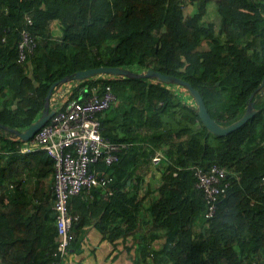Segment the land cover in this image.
<instances>
[{"label":"trees","instance_id":"trees-1","mask_svg":"<svg viewBox=\"0 0 264 264\" xmlns=\"http://www.w3.org/2000/svg\"><path fill=\"white\" fill-rule=\"evenodd\" d=\"M212 3L218 21L209 22L201 12ZM52 21L62 32L56 40ZM26 27L38 45L21 63L18 45ZM101 66L184 79L201 93L211 116L229 126L243 117L264 80V0H0V124L24 131L41 116L53 84ZM73 83L70 99L81 86L99 84L102 93L111 88L118 101L98 115L101 135L130 147L119 163L99 166L115 177V194L106 200L98 189L94 200L76 197L84 205L72 206L79 220L70 250L79 242V227L95 220L102 230L121 220L126 231L140 227L143 202L125 190L142 188L136 170L160 153L163 183L145 208L143 225L165 242L150 250L153 238L141 234L135 264H264V94L254 97L253 118L217 136L202 123L196 104L171 89L175 84L114 76ZM24 145L0 127V264H67L53 256L55 163L45 151L22 153ZM4 156L9 159L2 164ZM214 164L227 169L231 187L206 218L191 167L208 170ZM24 174L36 175L42 187L53 174L52 188L28 200L25 181L11 187Z\"/></svg>","mask_w":264,"mask_h":264},{"label":"built area","instance_id":"built-area-1","mask_svg":"<svg viewBox=\"0 0 264 264\" xmlns=\"http://www.w3.org/2000/svg\"><path fill=\"white\" fill-rule=\"evenodd\" d=\"M26 21L27 27L34 25L30 16L26 17ZM27 27L22 29V39L18 45L21 63L34 55L38 45V36ZM117 101L109 86L104 93L99 84L81 86L78 97L66 99L49 122L20 149L24 154L45 151L55 163L53 210L58 236L54 257L65 259L75 240L73 228L79 217L72 213V199L94 200V191L98 189L106 196L118 190L110 189L115 177L101 171L99 166L100 163L108 167L119 163L121 154L130 146L115 144L104 138L98 116ZM161 158L162 155L157 153L152 160L159 162ZM191 169L195 177V189L202 192L207 204L206 218H211L217 211L220 197L231 187V182L227 180V169L217 164L208 170L199 166Z\"/></svg>","mask_w":264,"mask_h":264},{"label":"crops","instance_id":"crops-1","mask_svg":"<svg viewBox=\"0 0 264 264\" xmlns=\"http://www.w3.org/2000/svg\"><path fill=\"white\" fill-rule=\"evenodd\" d=\"M49 31L51 33L52 40H56L61 37L62 32L58 24V21H52L50 23ZM66 87L65 88L63 87V90L58 95H53L54 97L50 100L51 109L58 110L61 107V105L57 104L54 100L56 96H58L59 98H62L65 101L66 99H68L67 96H68L69 90ZM147 147H148V144L147 143L144 144V149H146ZM6 154H9V153H6ZM156 154H154L153 157ZM5 158L6 159H1L2 164H5L6 161H8L9 159L8 156ZM160 164H161V160L159 162H150V161L144 162L136 170V175L144 179V181H142L144 183L141 186L142 188L141 189L138 188L137 192L131 187L125 190L126 192L127 191L130 192L129 193L130 198H135L134 202H140V201L143 202L144 210H141L138 214V222L141 224V225L139 224L140 225L139 228L136 227L135 230H130V232L126 231L128 227L123 225L122 220L120 221L119 226H117L119 222H116V225L114 226V224H112L113 222L109 221L110 223H108V226L105 230L104 229L102 230L99 225L94 224V222H96L97 220L92 221L87 225H83L79 227V230L83 229L84 233H86L85 235L87 238L93 239L90 250L95 255L96 262H98V264H135L136 260L137 259L139 260V249H140L139 238L141 234L142 235L146 234V236L149 239L153 238L152 239L153 241L150 242L149 244L150 250L160 249L163 246L165 239L162 236H160L161 233L160 235H156V233H154L151 230L150 228L151 226L146 228V226L143 225L144 221L146 220L143 214L145 213V208L149 206V202L151 201V199H154L155 197L158 196L159 188L162 186V183H163L162 175H163L164 169L155 167L156 165H160ZM26 174L21 175L19 177H15L13 181H16V182L11 184V187L13 185L19 184L21 181H25L24 187H26V190L24 191L23 195L26 198H28V200L33 199V196L36 193V191L42 192L44 190L48 192L50 188H52V184H53L52 177L54 176L53 174H51V176H49L46 179L45 187H42V185L39 184V179L37 178L36 175H32L34 178L32 177L28 178L29 175H26ZM158 177L160 178V181H156V183H153L155 178H158ZM137 183L138 181H135V184ZM106 200H108V198ZM106 200H101L100 204L104 205L107 202ZM77 226L78 225H76V227ZM114 231H116V235H115V239L113 240L111 239L112 237L111 235L113 234ZM77 251H78L77 247L74 246L68 254L73 253V257H74ZM74 262H76V264H83L82 261L79 259L75 258L73 262L68 259V264H71V263L73 264Z\"/></svg>","mask_w":264,"mask_h":264},{"label":"water","instance_id":"water-1","mask_svg":"<svg viewBox=\"0 0 264 264\" xmlns=\"http://www.w3.org/2000/svg\"><path fill=\"white\" fill-rule=\"evenodd\" d=\"M104 75L106 76L109 75L114 77H125V78H153L165 84H175L185 87V89L189 92V94L192 96V98L195 101V104L198 109V114L200 116L202 123L205 125V127L208 129L210 133L217 136H227L230 133L242 127L243 125H245L251 118H253L258 113V109L255 107L254 97L258 92L264 94V80H263L260 87L257 90H255L252 96L250 97V103L243 117L229 126H224L219 122H217L211 116L209 110L206 107L205 101L201 93L196 88H194L190 82L185 81L184 79L172 75H166L152 69H148L142 72H134L132 70L125 69L121 66L118 67L101 66V67L87 69L84 71H78L74 73L72 76L64 77L60 81L53 84L47 95L45 102V109L42 112L41 116L36 121H34L30 125V127L25 129L24 131H19L18 129L7 127L2 124H0V127L4 129L6 134L10 135L14 139L19 138L22 141H29L43 126L47 124V122L55 114L56 110L51 109L50 100L54 89L58 85H63L72 81L83 82L92 79L94 77H99Z\"/></svg>","mask_w":264,"mask_h":264},{"label":"rangeland","instance_id":"rangeland-1","mask_svg":"<svg viewBox=\"0 0 264 264\" xmlns=\"http://www.w3.org/2000/svg\"><path fill=\"white\" fill-rule=\"evenodd\" d=\"M216 6L214 5V3L210 4L205 10H203L201 13L204 16V18L206 19V21H218V16L216 13ZM195 10V8L193 9ZM194 11L191 10L190 13H192ZM145 71V70H143ZM102 77H106V75L102 76ZM64 88L66 87L69 91H71L73 89V87H75L74 84H72L71 82L64 84L63 85ZM63 86L62 88L59 89V91H57L54 95H58L62 90H63ZM172 90H174L178 95H180V97L185 100L186 102H188L190 105H195V101L192 98V96L189 94V92L182 86L179 85H171L170 86ZM70 94H68L67 98L69 97ZM54 96H52L53 98ZM57 97V98H56ZM55 97V102L59 105H62L64 103L65 100H63L62 98H59L58 96ZM51 98V99H52ZM55 105V103H54ZM4 156L3 159H6ZM163 165L164 164H160V165H156L155 167L163 169ZM156 181H160V178H155V180L153 181V183H156ZM72 204L75 208H79L82 207L84 205V203L79 199V198H73L72 199ZM86 233H84L83 229H80L78 232V236H79V242L77 243V253L75 254V256L73 257V253L70 254H66L65 255V261H68V259L70 261H74V259H79L82 261L83 264H98V262H96V257L95 255L91 252L90 248L92 246V242L93 239L92 238H87ZM92 240V241H91ZM72 264V263H71ZM73 264H76V262H74Z\"/></svg>","mask_w":264,"mask_h":264},{"label":"clouds","instance_id":"clouds-1","mask_svg":"<svg viewBox=\"0 0 264 264\" xmlns=\"http://www.w3.org/2000/svg\"><path fill=\"white\" fill-rule=\"evenodd\" d=\"M108 76H109V75H108ZM94 78H99V79H100V78H102V76H99V77H94ZM68 83H69V82H68ZM71 83H72V84H74V83H73V81H72ZM66 84H67V83H66ZM63 85H64V84H63ZM74 85L76 86V84H74ZM78 85H79V84H78ZM78 85H77V86H78ZM80 85H81V84H80ZM71 92H72V90H71V91H69V93H68V94H70V95H71ZM53 93H54V91H53ZM53 95H54V94H52V96H53ZM70 95H69V96H70ZM52 96H51V98H52ZM55 113H56V112H55ZM51 118H52V117H51ZM48 122H49V121H48ZM11 138H12V137H11ZM13 139H14V138H13ZM15 139H19V138H15ZM21 141H22V140H21ZM23 142L25 143V142H27V141H23ZM37 152H40V151H37ZM35 153H36V152H35ZM3 154H6V153H3ZM27 154H33V153H27ZM161 159H162V158H161ZM74 198H76V197H74ZM64 260H65V259H64ZM65 263H67V264H68V261H65Z\"/></svg>","mask_w":264,"mask_h":264}]
</instances>
